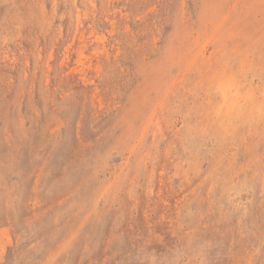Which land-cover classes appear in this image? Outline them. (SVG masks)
Here are the masks:
<instances>
[{
    "label": "rangeland",
    "instance_id": "rangeland-1",
    "mask_svg": "<svg viewBox=\"0 0 264 264\" xmlns=\"http://www.w3.org/2000/svg\"><path fill=\"white\" fill-rule=\"evenodd\" d=\"M0 264H264V0H0Z\"/></svg>",
    "mask_w": 264,
    "mask_h": 264
}]
</instances>
